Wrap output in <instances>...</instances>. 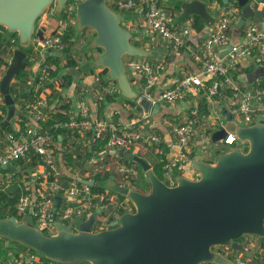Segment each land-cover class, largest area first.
<instances>
[{"label":"water","instance_id":"95a60500","mask_svg":"<svg viewBox=\"0 0 264 264\" xmlns=\"http://www.w3.org/2000/svg\"><path fill=\"white\" fill-rule=\"evenodd\" d=\"M70 1L77 2L78 32L83 33L86 28L95 30L89 46L101 51L93 60L94 65L108 69V77L117 82L122 96L138 98L124 58L148 56L150 52L133 43V33L123 25L122 13L114 10L108 0H0V26L8 31L0 41V54L9 33L18 35L17 46L0 80V93L8 105V114L2 122L4 128L11 125L15 116L23 115L12 94L13 82L28 58L22 48H30L35 32L44 37L43 30L37 31V21L46 10L57 4L62 11ZM229 2L224 0L225 4ZM235 2L241 9L238 27L250 17L264 19L262 11L253 8L250 0ZM179 6L180 20L199 16L206 30L215 21L206 0L182 1ZM47 55L68 57L72 54L50 50ZM80 74L79 68L71 72L76 82ZM140 105L145 112L152 108L146 98L140 100ZM154 108L158 109L159 105L155 104ZM226 113L231 120L232 113L228 110ZM231 130L237 135L238 144L221 153L213 164L202 155L195 156L192 168L199 177L177 175L172 185L155 173L146 158L134 152L125 153L127 160L143 168L150 191L120 184L116 173L111 175L104 185L127 197L134 204V210L122 213L110 228L92 229L100 212L96 209L87 220L78 219L75 222L78 231H74L58 219V209L65 197L56 196L53 211L56 234L36 227L31 211L24 219L0 217V237L64 264H237L216 247L225 246L251 255L238 239L244 234L264 238V121L252 125L236 123ZM30 150L34 149L30 147ZM3 167L14 170L13 166ZM83 182L95 184L90 179Z\"/></svg>","mask_w":264,"mask_h":264},{"label":"built area","instance_id":"2783aa9c","mask_svg":"<svg viewBox=\"0 0 264 264\" xmlns=\"http://www.w3.org/2000/svg\"><path fill=\"white\" fill-rule=\"evenodd\" d=\"M166 1L168 0H108V4L114 10L122 13L124 18L130 13L143 15L146 25L152 33L172 42L177 47H185L193 33V21L184 24L171 23V14L164 3ZM257 6L264 11V0H259ZM76 9L77 2L75 1H70L65 5L63 9L65 17L59 22L55 34L44 33V37L41 38L35 32L29 48L31 51L30 60L34 62L33 65L40 60V69L34 78L27 80V84L34 89L35 93L32 99L23 97L20 93L18 101L15 100L16 106L23 112V115L13 118L11 125L14 123L16 129L7 132L8 147L0 153V188L9 187L14 183L16 173L20 171L22 173L20 186L23 192L17 204L18 215L24 219L32 211L33 224L48 234H56L58 231L53 218L55 196H62L66 199L58 209V219L69 225L74 231H78L75 222L78 219L87 220L96 209H100V212L92 227L95 231L112 227L121 215V210L125 212L132 210L127 197L117 198L120 194L104 185L107 179L101 181L94 179V176L102 170L101 167L110 169L109 164L101 163L104 162L105 156H109L111 159L116 156L120 159L116 169L127 182H132L137 177L139 170L122 161L126 159L125 153L130 152L139 143L157 146V152L163 156L166 181H171L175 175L187 173L191 160L190 147L197 122L201 116L199 108H193L185 120L174 124L172 131L176 141L167 150L162 146L160 135L149 127H139L134 124L121 125L106 117L94 118L86 96H84L77 109L70 107L63 110L66 118L58 119L54 124L56 128L65 127L73 133L76 132V143L68 141L67 144H64L61 135H59V140H55L52 134L45 133L39 123L47 122L55 113L61 111L53 104V96L43 93L47 82L58 78V76H53V65L47 63L46 58L50 50L63 52L69 46L64 35L68 34L71 27L78 31ZM240 11V7L235 4L227 12L217 14L212 27L202 41L205 56L200 58L199 55L194 54V57L201 61L202 72L199 74L188 73L175 78L173 84L162 89L158 95L154 93V87L157 84L160 70L164 68L163 63L154 65L144 57L127 55L124 58V65L130 74L131 83L138 76L144 78L143 92L138 94L137 100L146 98L152 104L186 102L192 95L198 94L203 88H206L202 77L204 74L215 78L207 87L208 98H222L225 101H222L224 106L241 119L242 123L239 124L252 125L264 121V85L253 83L240 86L232 73L243 59H251L255 65L264 66V25L247 20L244 27L243 43L234 45L226 55L219 56L215 51L217 46L227 47L230 45V31L240 17ZM12 41L17 42L15 39ZM14 49V46H11L10 49L8 47L7 52L4 53V62L0 65V80L9 64L11 58L9 55L12 56ZM59 77L60 80L63 77L61 72ZM116 91H120L118 86H116ZM102 98L104 97L99 95V99L102 100ZM7 110L8 105L0 93V126L7 116ZM25 115L28 116V119L24 117ZM107 134L110 136L104 149L90 159L93 163H99L100 168H96L92 173L87 170V173L83 174L79 168L68 165L63 156V150L73 152L72 147H78L77 144L82 145V148L92 150L94 143L98 139L106 138ZM223 143L229 150L238 144L237 135L232 130H228ZM30 147L34 149L35 154L43 158V162L34 167L26 164V160L28 162L29 159V151H31ZM59 157H61L62 165H59ZM19 160H23L24 163L18 167L16 164ZM3 165L13 166L14 170L11 171ZM111 174L113 173L111 172ZM84 179L95 180V184H87L83 182ZM95 187H100V189H95ZM110 207L113 210L118 207L119 212H110ZM250 236L257 239H246L244 244L249 250L256 245H261L259 236L255 234H250ZM260 248H262L259 253L260 259H256L253 263L247 254L232 248L221 246L216 247V250L221 251L237 264H264V248L263 246ZM43 263L42 255L32 251H26L0 261V264ZM47 264L63 263L50 261Z\"/></svg>","mask_w":264,"mask_h":264},{"label":"crops","instance_id":"0c3cea01","mask_svg":"<svg viewBox=\"0 0 264 264\" xmlns=\"http://www.w3.org/2000/svg\"><path fill=\"white\" fill-rule=\"evenodd\" d=\"M182 1H188V0H168L164 3H165V7L168 9L170 14L171 13L173 14L176 11V14L178 15L174 24H184L185 22L191 23L193 21L192 24L193 33L191 34L188 45L185 47H177L172 42L152 33L148 29L143 15L139 13H130L129 14L130 16L126 15V17L123 19V25L125 26V28L129 29L133 33V39H132L133 43L150 52V55L148 56H137V57H144L146 60L150 61L154 65L158 63H163L164 65V68L159 72V78L156 86L154 87V93L156 95H158L162 89L171 86L175 78L188 73L199 74L202 72L201 61H199L198 58H195L194 54L199 55L200 58H203L205 56L202 41L205 38L207 32L212 27L213 23L208 30L205 29V25L202 30H196L195 28L196 15H191L183 20H180V16L182 15V9L179 6V3ZM207 5L209 11L216 18L217 14L221 12H227V10H229V8L231 9L232 6L235 5V3L232 2L228 5L227 4L222 5L220 4L219 1H211V3H207ZM253 8L263 11L258 8L257 4L256 7L253 6ZM57 12H59L58 8H55L54 11L53 10L51 11L50 9L46 10L39 18L40 20L37 23V31L43 30L45 34H51V33L53 34L59 22L62 20V17L60 16L61 12L59 13ZM240 18H241V11H240V17L237 19L235 25L230 31V35H231L230 45L227 47L217 46L215 48V51L219 56L226 55L234 45L241 44L244 42L243 35H244L245 23L241 27L237 26ZM247 20L264 25V19L262 18L250 17ZM82 34L83 33H80L76 29H74L71 40L72 41L74 40L75 44L69 45L73 52V54L72 53L71 54L73 55L77 63L75 67L81 70V74L77 82L73 79V83L71 85L62 86L59 73L61 72L63 76L66 73L71 74L74 68L69 67L67 65L66 57H61L62 58L60 63L61 69L59 73L55 75V77L58 76V78L53 79L52 81H48L46 86L43 88L44 95L49 94L51 96L54 90H56L59 93L60 96L57 97L56 99L54 98L53 100L54 101L53 104H55L59 110L60 109L67 110L64 107L65 105H69L70 107L73 108L75 107L77 109V106L81 101V99L84 96H86L85 98L87 99L88 105L90 106L93 112L94 118L106 117L113 119L114 122L120 123L121 125L134 124L139 127H145V128L149 127V129L154 130L160 135L162 146L166 147L167 150H169L170 146L176 141L172 131L173 125L185 120V118H187L190 115V112L193 108H199V112L201 116L197 122L195 135L190 147V159H191L190 167L187 173L183 174L190 178L199 177V173L192 168V160L195 156L202 155L208 163L213 164L216 162L218 156L221 153L228 150V147L225 146L223 141L221 144L214 141V135L216 134V132H218V129L222 126L225 119L226 118L228 119L226 110L229 111V109H227L224 106L223 102L225 101H223L222 98L216 97L209 99L208 91L206 90V88H203L200 91V93L192 95L186 102L183 103H178V104L159 103L158 109L154 108L155 104H152V108L149 112H145L144 108L140 105V101L136 99L137 102L139 103V106L133 105L131 102H129L130 98L124 97L122 96V94H120L119 96H114L112 99H108L107 98L108 93L113 95L115 92H118L116 91L117 84L108 77V74L102 75V73L104 72L103 67H97L94 65L93 62H89L88 64L90 65H87L85 63L86 62L84 61L86 60L84 59L85 54L84 52H81L77 46V41L80 38V35ZM10 57L11 56L9 55V58ZM255 66L256 65L251 59L248 60L243 59L240 61L239 64H237V68L234 71H232V73H233V77L237 80L240 86H245L253 83L254 84L260 83L261 85L262 83L264 84V78L259 80L257 78L255 79V77L252 78L250 76V74L252 75L251 71ZM262 68H264V66H262ZM39 69H40V60L37 61L35 65L29 66L27 68L28 78H34L36 74L39 72ZM262 74L264 75V69ZM102 77H103V81L108 82L107 85H102V80H101ZM202 77L205 82L208 79H213V80L215 79L213 76L204 75V74L202 75ZM257 80L259 81L255 83ZM17 81L18 80H14L13 82L15 90H17L16 93L17 94L21 93L23 97L27 98V95L25 94L26 91H29V89L26 87V85ZM143 85H144V78L142 76H138L132 82V86L138 92V94L143 92V88H144ZM99 95H102L104 98L100 100ZM203 97L206 98V101L208 103L209 112L207 114L202 113V111L200 110V102ZM203 115L204 117H202ZM232 115L233 118L236 116V118L238 119L237 121L238 123H242L241 119L238 118L236 114L233 113ZM12 125L11 126L14 127L15 130L16 129L15 124L13 123ZM6 128L7 127L4 128L3 126H0V153L4 152L8 147L6 137H7V132L9 130H7ZM68 141L72 143L77 142V140H68ZM77 145L78 147L75 146L72 147L74 152L73 155L74 157H76L75 155L76 151L74 150L77 149L79 153H82L86 150L85 148H82V145L80 144ZM130 152H134L146 158L151 165L153 163L163 161V156H161L157 152V146H150L148 144L139 143L136 144L130 150ZM28 158L29 159L28 162L26 160V164H28L29 166L31 163L32 156L29 154ZM60 160L61 157H59L58 162L59 165H62V162ZM113 161H114L113 165L117 166V164L120 162V159L114 156ZM104 162L109 165L112 163L109 156L104 157ZM16 166L19 167L21 165L16 164ZM79 166H77L76 168H79L81 170ZM131 166H135L139 170L138 175L142 173V170H140L135 164H131ZM114 173H116L117 182H119L120 184H126L136 188L134 186V183L137 177L133 180L132 183L125 181L121 176V174L117 171L116 167H115V172H113V174ZM175 176L171 180L173 181V184L175 183ZM11 185L12 184H10L9 187ZM9 187H4V189H8ZM22 192L23 191L20 189L19 190L20 195ZM117 198H121V196L118 195ZM65 201L66 199L62 201L61 205H63ZM3 243L9 247H14V249H12L9 252L7 257L1 259V261L12 258L15 255H19L20 253L26 252V250L17 252L16 250L18 249V246L13 245L11 241H3ZM259 243L261 245H256L255 247L252 248L253 250L251 249L252 256L251 255L247 256L250 259L251 263L255 262L256 259H260L259 253H260V249H262L260 247L263 246L264 248V239L260 238ZM256 248H258L257 249L258 254H255L254 249Z\"/></svg>","mask_w":264,"mask_h":264},{"label":"trees","instance_id":"16d2710c","mask_svg":"<svg viewBox=\"0 0 264 264\" xmlns=\"http://www.w3.org/2000/svg\"><path fill=\"white\" fill-rule=\"evenodd\" d=\"M220 4L222 5H225L224 3V0H219ZM234 2V0H230L229 4ZM236 5L237 2L235 3ZM228 5V4H227ZM60 16L62 18L65 17V13L64 12H61L60 13ZM204 21L201 17L199 16H195V28L196 30H202L204 28ZM73 30H74V27H71L69 32H68V38L65 39V41L67 42L68 45H72V44H75L74 41L71 40L72 38V33H73ZM8 34V31L7 29L4 27V26H0V41L3 40L4 36ZM83 35L85 36V34L83 33ZM15 39V40H18V35L16 33H9V39L8 41L6 42V46L5 48L2 50L1 54H0V65L4 62V58H5V55L4 53L7 52V49L11 46H14L16 47L17 46V42H13L12 40ZM25 52H27V54L29 55V57L26 59V61L24 62V65L20 71V74L17 76L16 79H18L21 83H23L24 85H28L27 84V80H28V73H27V68L29 66H32L34 64L33 61L30 60V49L28 48H22ZM64 53H72V49L70 46H68L64 51ZM61 60L62 58L59 57V56H48L46 58V62L53 65V70H52V74L55 76L56 74L59 73L60 69H61V66H60V63H61ZM66 60H67V65L69 67H75L77 65L76 63V60L75 58L73 57V55L71 56H68L66 57ZM250 70V69H249ZM248 70V71H249ZM107 75L108 74V69L107 68H104V72L102 73V75ZM102 85H107L108 82H105L103 81V77H102ZM61 82H62V86L64 85H71L73 83V76L71 74H64V76L62 77L61 79ZM116 84L117 82L114 81ZM213 82V79H208L205 84H206V90H207V87L211 85V83ZM262 85H264L262 83ZM28 89L29 91H26V94L27 95V98L28 99H32L33 96H34V89L28 85ZM16 91L15 90V87H14V84L12 85V94L16 100V102L18 101L19 97H20V93L19 94H16ZM121 94L120 91L118 92H115L113 95L111 94H107V98L108 99H112L114 96H119ZM53 98H57L59 97V93L54 90V92L52 93ZM129 102H131L133 105H137L139 106V103L137 102L136 99H129ZM66 109H69V105H65L64 106ZM61 111L60 112H57L55 113L52 118H50L47 122H43V123H40L41 127H42V130L46 133H50L53 135L54 139L55 140H59V135H61L63 138H62V142H64V144H67L68 140H76L77 139V133H73L70 129L68 128H65V127H54V124H55V121H57L58 119H65L66 118V115L62 112L63 109H60ZM65 110V109H64ZM200 110L202 111V113H205L207 114L209 111H208V103L206 101V98H202L201 99V102H200ZM26 119H28V116H24ZM30 118V117H29ZM7 130H13L14 131V128L12 126L10 127H7L6 128ZM109 136L110 134H107L106 138L104 139H98L94 145H93V148L92 150H89V149H86L85 150V153H86V158L87 159H91L93 156H96L98 155L103 149H104V146L105 144L107 143L108 139H109ZM64 154V158L66 159V162L68 163L69 166L73 167V168H76L77 166L81 165L82 163L78 161V159L82 158L81 156V153H79L76 149V157H74V152L72 154V152H68L66 150H63ZM29 154L32 156V159H31V163L29 166H35L39 163H42L43 162V158L40 157L39 155L35 154L33 151H29ZM108 162V161H107ZM123 163L127 164V165H131V164H135L140 170L142 169L141 165L135 161H130V160H127V159H124L122 161ZM101 163H105V162H101ZM18 165H23V160H19ZM163 165H164V161H160V162H156V163H153L152 166H153V169L155 171V173L163 180H166L165 177H164V170H163ZM115 165L112 167L110 165V169H103L101 170L97 175L94 176V179L96 181H101V180H105V179H108L109 176H110V173L112 172H115ZM22 177V173L20 171H18L16 173V181L14 183H12V185L8 188V189H4V188H0V217L1 218H7V217H11V216H18L20 219L21 217L18 215V209H17V204L19 202V199H20V193H19V190L21 189V182H20V179ZM149 182V181H148ZM168 184L169 181H166ZM150 184V182H149ZM95 189H100V187H95ZM141 190V189H139ZM143 191V190H141ZM121 198L125 197L123 195H120ZM125 211L124 210H121V214L124 213ZM264 239V238H262ZM239 241H242V236L238 239ZM3 241H11L13 245H17L18 246V249L16 250L17 252L19 251H22V250H26V251H32V252H36L35 250L19 243V242H16V241H12V240H9L7 238H1L0 237V261L1 259L5 258L8 256L9 252L14 249V247H9L7 245H5L3 243ZM43 258V261L44 263L43 264H47L48 262L52 261L44 256H42ZM78 263H81V264H90L89 262H78ZM64 264V263H63ZM73 264H76V263H73Z\"/></svg>","mask_w":264,"mask_h":264},{"label":"rangeland","instance_id":"374dc122","mask_svg":"<svg viewBox=\"0 0 264 264\" xmlns=\"http://www.w3.org/2000/svg\"><path fill=\"white\" fill-rule=\"evenodd\" d=\"M211 1H219V0H206V3H211ZM258 1L259 0H250V3L252 4V6L256 7V4H257ZM55 8H57V4L53 5L50 8V10L51 11L52 10L54 11ZM59 12H63V10L62 11H59ZM59 12H57V13H59ZM177 17H178V15L176 14V11H175L171 15V17H170V22L171 23H175ZM39 20L40 19H38L37 23L39 22ZM83 33L85 34V36L83 34L80 35V38L77 41V46H78L79 50L81 52H84V54H85V58L84 59H86V60L83 59L84 61H86L85 63L87 65H90L88 63L89 62H93V59H95L99 55V53H100L101 50L98 49L97 47H91V46H89V44H90V38L93 37V36H95V30L93 28H86V29L83 30ZM262 66L263 65H256L253 68V70L251 71V73L253 74V76L256 77L259 80L264 78V75L262 74ZM83 70H84V68H83ZM259 80H257L255 83H257ZM237 121H238V119L236 118V116L233 119H231V120H228L226 118L225 121H224V123L222 124V126L218 129V132H216V134L214 135V141L217 142V143H219V144H221L222 141H223V139H224V136L226 135V132L228 130L233 129L234 126H235V124L238 123ZM74 151H76V150H74ZM81 155H82L81 156L82 158L78 159V161L82 163L81 166H79L81 168V173H83V174L84 173H87L86 172L87 170H90V172L92 173L94 170H96V168H100V164L99 163L98 164H96L95 162L93 163V162H91L90 160H88L86 158L87 155H86L85 151L82 152ZM110 160L112 162L110 165L113 167L114 166L113 165L114 161L111 158H110ZM101 169L103 170L102 167H101ZM141 170H142V173H140L137 176V179H136V181L134 183V186L136 188H138V189H141L143 191L149 192L150 191V184H149V182L147 180V177L145 178V175L146 174H145L143 168ZM132 183H133V181H132ZM169 183L170 184H173V181H169ZM128 204H129V207L132 210H134V204L131 201ZM109 210H110V212L112 211V213L113 212L114 213L119 212L118 207H116L114 210L112 209V207H110ZM250 238L257 239L255 237L250 236V234H244L242 236V241L241 242L245 243L246 239H250ZM257 249L258 248L254 249L255 250V254H258L257 253ZM76 264H81V263H76Z\"/></svg>","mask_w":264,"mask_h":264},{"label":"flooded vegetation","instance_id":"af4514ba","mask_svg":"<svg viewBox=\"0 0 264 264\" xmlns=\"http://www.w3.org/2000/svg\"><path fill=\"white\" fill-rule=\"evenodd\" d=\"M233 3H236V2H235V0H234V2H233ZM262 12H263V14H264V11H262Z\"/></svg>","mask_w":264,"mask_h":264}]
</instances>
